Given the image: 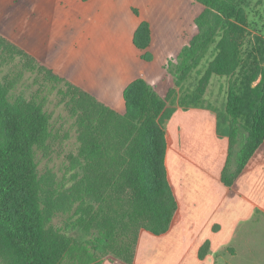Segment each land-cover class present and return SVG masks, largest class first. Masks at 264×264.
I'll return each mask as SVG.
<instances>
[{
  "label": "trees",
  "instance_id": "obj_1",
  "mask_svg": "<svg viewBox=\"0 0 264 264\" xmlns=\"http://www.w3.org/2000/svg\"><path fill=\"white\" fill-rule=\"evenodd\" d=\"M195 1L203 6L197 31L179 50L173 79L131 80L122 90V113L55 68L27 64L73 118L78 146L68 184L46 186L38 172L36 150H46L52 138L45 98L11 100L10 86L0 82V264H132L140 232L161 235L175 219L168 121L178 108H209L213 75L227 79L215 111V133L227 139L219 179L234 186L264 143V36L247 27L249 0ZM150 42L143 20L132 44L146 61ZM211 47L193 89L181 91ZM208 250L206 240L198 256Z\"/></svg>",
  "mask_w": 264,
  "mask_h": 264
},
{
  "label": "rangeland",
  "instance_id": "obj_2",
  "mask_svg": "<svg viewBox=\"0 0 264 264\" xmlns=\"http://www.w3.org/2000/svg\"><path fill=\"white\" fill-rule=\"evenodd\" d=\"M202 9L195 0H0V82L10 86L11 100L44 97L51 114L48 148L36 150L38 172L46 186L69 183L78 143L73 118L59 102L56 91H48L42 76L30 71L27 64L55 68L122 113L121 91L132 79L138 76L148 83L164 75L173 79L178 52L196 33L194 18ZM243 9L249 31L264 36V0H249ZM142 19L152 28L146 51L155 58L153 62L143 60L142 53L132 45L134 27ZM212 49L181 91L193 89L213 55ZM226 88L227 79L213 75L205 95L209 108L199 109L214 119L215 111L222 109ZM197 109L178 108L170 118L168 130L175 140L174 130L181 134L199 128L208 130L199 122ZM202 145L210 150L207 135ZM260 189L263 195L264 186ZM233 242L237 246L234 264H264V216L255 214L241 223Z\"/></svg>",
  "mask_w": 264,
  "mask_h": 264
},
{
  "label": "crops",
  "instance_id": "obj_3",
  "mask_svg": "<svg viewBox=\"0 0 264 264\" xmlns=\"http://www.w3.org/2000/svg\"><path fill=\"white\" fill-rule=\"evenodd\" d=\"M143 20L147 21L139 20L134 30ZM151 29L150 26L152 34ZM153 60L152 56L149 62ZM197 110L201 115L199 122L208 127L207 132L205 128L183 134L174 130L178 138L175 140L167 124L170 143L165 163L177 211L165 233L140 232L132 264H234L232 257L237 255V246L233 240L239 225L255 214L264 216V193L262 195L260 189L264 186V143L234 186L228 188L219 179L226 158L227 139L216 135L215 118L209 117L203 109ZM206 135L210 140V150L202 145ZM206 240L209 250L200 258L198 250Z\"/></svg>",
  "mask_w": 264,
  "mask_h": 264
}]
</instances>
